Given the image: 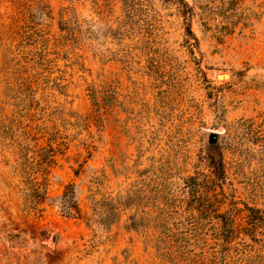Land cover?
<instances>
[{"label": "rangeland", "instance_id": "rangeland-1", "mask_svg": "<svg viewBox=\"0 0 264 264\" xmlns=\"http://www.w3.org/2000/svg\"><path fill=\"white\" fill-rule=\"evenodd\" d=\"M183 1L0 0V264H264V0Z\"/></svg>", "mask_w": 264, "mask_h": 264}, {"label": "trees", "instance_id": "trees-1", "mask_svg": "<svg viewBox=\"0 0 264 264\" xmlns=\"http://www.w3.org/2000/svg\"><path fill=\"white\" fill-rule=\"evenodd\" d=\"M184 6H186L187 11L184 12L185 19H190L193 15V10L191 7H189L188 4H186L183 0H180ZM222 164V163H220ZM28 184H31V188L29 189V195H26L27 197V204L28 207L32 210H39L40 205H42L47 200V192L44 190V183L36 182L35 180H28ZM27 192V191H26ZM75 196L69 197L68 192L64 195V198H62V210L67 216L75 217L81 216V208L79 205H77L74 202ZM103 219V222H106V217L104 218L103 215H100Z\"/></svg>", "mask_w": 264, "mask_h": 264}, {"label": "water", "instance_id": "water-1", "mask_svg": "<svg viewBox=\"0 0 264 264\" xmlns=\"http://www.w3.org/2000/svg\"><path fill=\"white\" fill-rule=\"evenodd\" d=\"M216 141H217V139L214 138V137H212V139H210V142H211V143H216Z\"/></svg>", "mask_w": 264, "mask_h": 264}, {"label": "bare ground", "instance_id": "bare-ground-1", "mask_svg": "<svg viewBox=\"0 0 264 264\" xmlns=\"http://www.w3.org/2000/svg\"><path fill=\"white\" fill-rule=\"evenodd\" d=\"M220 79H228V76H220Z\"/></svg>", "mask_w": 264, "mask_h": 264}]
</instances>
